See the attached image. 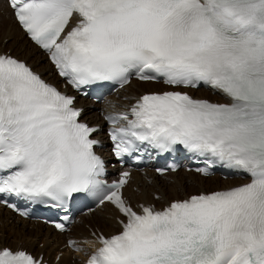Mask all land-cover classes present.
<instances>
[{
  "label": "snow or ice",
  "instance_id": "snow-or-ice-1",
  "mask_svg": "<svg viewBox=\"0 0 264 264\" xmlns=\"http://www.w3.org/2000/svg\"><path fill=\"white\" fill-rule=\"evenodd\" d=\"M3 5L64 90L0 49V206L29 219L31 206L67 210L77 197L111 205L119 231L93 232L99 246L85 264H264V0H0V11ZM133 78L162 81L167 90L132 97L104 117L116 164L149 149H182L202 161L196 173L224 169L244 181L133 206L124 194L131 173L108 182L101 129L82 119L67 91L126 89ZM201 87L218 99L190 94ZM169 169L178 166L156 171ZM67 221L50 222L64 233ZM67 246L84 251L76 241ZM0 264L46 261L0 240Z\"/></svg>",
  "mask_w": 264,
  "mask_h": 264
},
{
  "label": "bare ground",
  "instance_id": "bare-ground-1",
  "mask_svg": "<svg viewBox=\"0 0 264 264\" xmlns=\"http://www.w3.org/2000/svg\"><path fill=\"white\" fill-rule=\"evenodd\" d=\"M7 39V44L2 43ZM0 49L7 51L12 49L13 55H18L21 58L27 59V62L33 66L34 70L41 73V75L53 82H56L57 77L51 73V66L45 63L43 56L38 52L39 49L33 45L27 38H25L23 32L17 26L13 19L11 10L3 5L2 11H0ZM144 86H148L145 88ZM166 86H162L160 83L154 82H141L138 80H132L131 85L126 89H122L118 94V97L110 96L107 100L100 105H97L103 112L108 111H121L126 104L131 102V98L138 96L148 91H162L166 89ZM197 97H206L211 99H218L215 94H211L209 90H193ZM128 97L129 99H122ZM77 105L83 107L84 113L82 119L89 121L93 124H102V120L99 119L97 111L92 106L80 99L77 101ZM98 137L102 139V134L98 133ZM104 156H108V153H104ZM168 173L172 182H167L165 179L166 174L157 177L153 174V171L145 169V171H132L131 180L129 185L124 189V194L127 199L136 205L138 202H155L153 195L158 194L161 197L157 203L158 206L168 202L171 199L182 198L183 195L189 194L185 192L186 189L182 184V179H178L175 174L178 172ZM183 173L185 171L182 170ZM192 184H195L197 191L199 190H211L216 188L228 187L231 185H237L244 180L241 179H220L218 176L201 177L195 175L198 180L194 179V174L188 175ZM168 177V178H169ZM160 178V179H159ZM206 178H213V182L204 185L203 181ZM135 187V190H133ZM183 189L181 196H179L176 189ZM167 190V191H166ZM170 191V192H169ZM196 191V192H197ZM195 192L190 191V193ZM96 212L100 216L93 217L100 226L101 231L105 235H110L119 231V225L116 223V217L118 213L110 205L103 208H96ZM82 216L81 218H85ZM87 223V222H86ZM31 225V229L29 226ZM93 225V224H92ZM45 233H44V232ZM91 229H85L83 227L78 228L76 233H72L71 236L68 233H60L54 231L51 227H43L41 223H29L28 221L12 216L9 210H6L0 206V240L5 244L16 246L22 245L29 251H34L35 254H43L44 259L55 260L56 254H60V259L56 264H83V260L89 252H92L95 247L99 245L95 243V237L92 236ZM96 233V232H95ZM66 239L76 241L80 248L84 251H71L70 248L65 245ZM43 242L41 247H36L37 242Z\"/></svg>",
  "mask_w": 264,
  "mask_h": 264
},
{
  "label": "rangeland",
  "instance_id": "rangeland-1",
  "mask_svg": "<svg viewBox=\"0 0 264 264\" xmlns=\"http://www.w3.org/2000/svg\"><path fill=\"white\" fill-rule=\"evenodd\" d=\"M10 51H12V49L10 50ZM45 63H46V61H44ZM145 88H148V86H144ZM119 96V95H118ZM117 96V97H118ZM122 99H125V97H123ZM98 117L100 118V116L98 115ZM189 174H194V176H195V173H192V172H185V173H183L181 170L180 171H178V173H176L175 174V176L176 177H178V179L180 180V179H182V184H184V186H185V188H189V190L188 189H186L185 190V192L186 193H188V192H190V191H197V189L196 188H194L195 187V184L193 183L192 184V182L190 181V179L189 178H187V177H189L188 175ZM169 177V174L167 175V177H165V178H162V179H165L167 182H172V178L170 179V177ZM161 178V177H160ZM159 178V179H160ZM219 178V177H218ZM194 179L195 180H198L197 179V177L195 176L194 177ZM213 178H206V180L204 179V181H203V183H204V185H206V184H209V183H212L213 181ZM133 190H135V187H133ZM167 191V190H166ZM176 191L178 192V194H179V196H181V194H182V192H184V190L183 189H176ZM188 191V192H187ZM170 192V191H169ZM94 215L95 216H100V214L98 213V212H94ZM91 219L92 218H86V220L87 221H90L91 222ZM94 222L96 223V225H98V227L101 229V226L94 220ZM78 225H80V226H82V227H84V228H86V226L83 224V221L82 222H80V224H78ZM29 229H31V225L29 226ZM44 232V231H43ZM45 233V232H44ZM42 244H43V242H37V245H36V247H41L42 246Z\"/></svg>",
  "mask_w": 264,
  "mask_h": 264
}]
</instances>
